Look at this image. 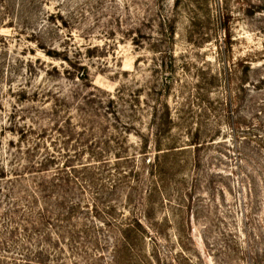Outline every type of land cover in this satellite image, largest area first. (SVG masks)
I'll return each instance as SVG.
<instances>
[{"label": "rangeland", "instance_id": "374dc122", "mask_svg": "<svg viewBox=\"0 0 264 264\" xmlns=\"http://www.w3.org/2000/svg\"><path fill=\"white\" fill-rule=\"evenodd\" d=\"M0 264H264V0H0Z\"/></svg>", "mask_w": 264, "mask_h": 264}, {"label": "trees", "instance_id": "16d2710c", "mask_svg": "<svg viewBox=\"0 0 264 264\" xmlns=\"http://www.w3.org/2000/svg\"><path fill=\"white\" fill-rule=\"evenodd\" d=\"M40 164H41V166H43L45 163H40ZM72 206H74V205L70 206V210L68 211V213H71L73 211L74 208ZM128 227H129V225H128ZM127 230L130 231V228H128Z\"/></svg>", "mask_w": 264, "mask_h": 264}]
</instances>
